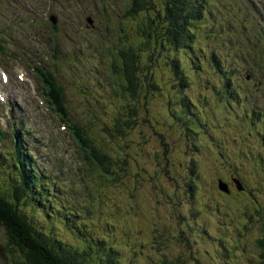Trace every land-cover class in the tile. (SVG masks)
Segmentation results:
<instances>
[{
  "label": "rangeland",
  "instance_id": "obj_1",
  "mask_svg": "<svg viewBox=\"0 0 264 264\" xmlns=\"http://www.w3.org/2000/svg\"><path fill=\"white\" fill-rule=\"evenodd\" d=\"M27 1L29 2V0ZM135 1H122L128 6L127 16L129 19L125 22L126 30L133 33L135 32V26L136 31H140L141 25H148L149 21L157 16L156 12L163 8L162 0H143L141 4L140 2L137 4ZM39 2L41 0H37L36 3L39 4ZM18 4L22 5V8ZM107 4V11L110 13L112 20L116 5L113 6L109 1ZM223 4L231 6L230 4H234V1L228 3L226 0H207L205 7L195 3L191 5V8L200 7L207 20L196 25V34L198 37L201 35L200 40L197 38L194 40V42L198 40L200 45L197 52L205 59L202 67L198 69L190 65L187 60L189 56L198 55L195 53L196 49L191 48L190 51H182V53L185 52L183 57L186 61L184 66L188 77L187 88H180L182 77L175 78L169 67L165 63L163 64V58H159L161 62L157 60L158 62L153 66L149 64L150 61H147V65L149 64V78L148 76L144 77V72H137L133 75L138 83H146L147 89L153 82L160 89L153 95L151 94L153 98L149 95L150 93H142L140 98L126 103L128 106L136 103L134 107L136 109L135 115L131 109L128 111L132 116L124 115L126 110L121 109L120 106L124 104L120 101L117 104L114 103L116 101H109V95H105L109 103L103 109H98L96 106L92 108L79 106L80 109L78 110L75 109V106L65 104L68 106L71 117L81 121L82 128L86 130L81 129L80 132L78 131L80 135L78 141L81 143L77 144V147H79L82 155L92 156L91 148H93L105 164L101 166L93 156L92 169H87L88 172L82 177L77 173L73 181L70 182V187L75 189L76 195L72 194L70 198H67V203L70 204L76 200L83 206L81 211L88 224L86 232L91 233L92 238L105 239L106 246L104 248L107 249L108 246L118 248L120 252L118 258L123 264H257L255 258L258 253L254 242L257 239H263L264 235L262 233V228H264V197L248 196L246 199L244 195H235L236 193L233 191L235 194L225 198L222 197L221 193L220 195L217 194L219 193L217 183L219 179L231 182L232 179L242 178L248 182L252 189L258 188L264 192V123L258 120L257 116L254 118V122H247L245 110L238 113L240 107H238L239 109L236 108L238 105L237 98L242 101L244 109L247 107V100L244 99L250 97L247 90L250 88L252 80H246L245 78L247 72H245L244 62L247 57L250 59L255 56L259 59L260 54L256 52L255 45L241 46L244 58H240L238 63L234 65L236 71L232 73L231 83L228 87H226L227 84L225 83L227 81L224 79L226 75L224 63L226 62L227 65L232 64L234 60L238 59V57H235L232 60L234 53L240 54L236 51L240 45L235 46L231 49L232 54L229 58L225 45L229 43V39L232 41L234 39L236 42L242 41V34L237 32L241 31L244 26L247 30L253 28L252 31H254V28L264 26V14L254 12L255 19H252L250 15L248 16V13L244 12L243 8H239L240 12L237 14L234 11L235 16H232L229 15L230 10L223 8ZM13 6L24 16L17 23L18 29L15 38H22V41L28 45V39L39 38L36 35V30L45 31L43 27L44 11L39 9V17L36 18L31 5L23 9L25 7L23 0H16ZM105 7L106 3L104 2L102 11H105ZM12 9H6L5 11L12 14ZM245 10L250 12L251 9L246 7ZM137 16L138 21H136ZM32 21L39 23L40 26L32 24ZM105 21L109 23V17ZM226 22L227 27L238 30L232 33L230 29H226L227 38L224 36L213 37L214 32L208 27L213 25L218 28V25L222 26L221 24ZM161 28L160 25L156 31L159 36L161 35ZM79 29L81 30L80 27ZM65 33L69 32L60 28L56 32V39L59 41ZM101 34L104 36L99 41L100 44L104 46L105 43L106 46H109L110 36L104 31ZM135 40L136 44H140L143 38L142 36L140 38L135 37ZM37 45L42 51L44 50L42 44L38 43ZM201 47L206 51L200 50ZM58 49L56 43L52 45V48L46 46L45 55H52ZM150 50L151 48L147 50L149 55ZM172 51L171 49L164 52V54L170 55L175 60L176 55ZM213 56L219 61L222 68L221 73L218 72L217 65L210 62V59L213 60ZM146 60H148L147 56ZM142 63H145L144 60ZM259 63H261L260 60ZM111 64L116 70L114 81L121 90V86L126 83V79L123 78L124 73L121 71V61L115 57ZM48 65L54 69L50 63ZM133 65L139 68V65L143 66L144 64L134 62ZM55 66L59 67L57 64ZM247 70L249 71V67ZM18 72L22 73L21 67ZM254 74L256 75V73ZM14 75H10V77H14ZM19 75L17 74L16 77ZM43 77L46 78L45 73H43ZM51 77L57 82L53 83ZM47 79L50 82L49 86H55L58 82L69 85L72 84L71 80H73L69 77V74L60 73L51 74V76H47ZM223 87L226 88L227 93L223 92ZM56 89H53V91H56ZM68 93L71 101H73L72 98L76 92L72 90ZM221 93L225 95L220 97ZM234 93L237 96L234 97ZM229 94H232L231 96L235 99ZM27 95V91H20V95L15 97L23 108L26 107L24 102L28 99ZM191 96L194 99L192 106L185 105L186 99L191 98ZM8 97L14 98L13 95ZM222 99L225 104L222 103ZM260 99L262 101L261 95ZM89 100L91 101L92 97H89ZM167 101H169L170 106L168 109L166 108L169 107L166 104ZM82 102L86 103L85 100H82ZM27 106L29 107V105ZM251 106L260 112L254 104ZM262 106H259L260 110ZM231 107L234 108L231 110ZM29 108L32 117L39 121L40 126H36V129L40 128L42 134L48 132L49 117L41 112L40 106ZM195 109H197L196 112ZM189 111L194 115H190ZM4 112L0 111L1 114ZM171 114H174L175 119ZM55 115H59L58 111ZM167 118L170 122H173L169 131H166L162 126V124L164 125L163 120ZM250 118H252L251 114ZM128 123L133 125L132 131L125 128ZM256 123L258 128H256ZM30 125L34 131L35 125L31 123ZM187 125L190 126L191 131L186 136L185 127ZM250 125H252L251 129ZM69 126H73V124L67 121L66 130L60 128L59 132L71 139ZM119 126L120 131H122L121 136L124 132L127 137H121L120 141H115L110 135L112 133L113 136H117L115 130ZM54 128L53 125L52 129ZM23 136L21 134L14 138L21 140ZM26 138H28V135H26ZM23 143L24 141L21 140V144ZM85 144H87V147ZM126 144L130 145L131 154L137 153L139 155L137 162H133L126 155L127 151L124 149ZM72 145L74 146L73 142ZM63 147L66 149L65 157L67 160L76 164L81 163L77 150ZM3 152L6 153V151ZM1 154L2 151H0ZM104 155H106V158ZM230 156L232 158H229ZM256 156L259 157L258 161L262 159L260 161L262 164L254 159ZM110 159H118L119 162L126 160L132 171L128 169V166L126 168V163L124 165L123 162L120 166L122 169L116 168V174H105L104 167H108ZM232 162H235L238 170L233 169ZM142 169L147 170L151 177L144 175ZM255 182L256 184H254ZM8 183L9 180L0 167V188H6ZM102 194H107L111 198L110 201L118 202L121 209L117 208L115 211L114 207L117 205L111 204L108 207L110 213L102 212L101 216L100 211L103 208V201L100 195ZM216 195L225 199V207L229 206L231 208H223L222 210L225 212H219L217 206L219 199ZM9 196L13 198L12 195ZM197 199L202 203L201 214L199 218L192 221V225H197L198 228L206 231L202 220H205L208 214L213 213L212 224L207 223L205 228L212 233L216 242L214 239L206 241V235H201L199 231L188 232L191 220L189 213L192 210L194 211V209H190V206L196 204ZM191 201L194 203L191 204ZM219 201L221 202V200ZM24 209L32 214L30 207L25 206ZM215 211L216 214H214ZM34 214L42 225L47 224L42 214L36 211ZM102 220L104 221L103 225ZM107 223L110 224L109 228ZM57 227L62 230L59 234L70 244L83 245L74 232L63 227V225H57ZM217 238L223 239L225 246L230 251L232 249L229 244H233L234 253L227 257L225 256L226 250L223 249L221 252L225 254L219 253L222 258L212 260L211 263L208 256H214V249H217L214 243H217V241L223 242V240ZM87 240L89 239L87 238ZM135 240L144 242L145 247L139 249V246L134 243ZM0 244L5 248L11 244L6 230L1 225ZM96 250L99 251V247L90 252L87 257L89 261L97 259L99 252ZM9 257L15 259L11 255ZM23 261L25 262V260Z\"/></svg>",
  "mask_w": 264,
  "mask_h": 264
},
{
  "label": "trees",
  "instance_id": "obj_2",
  "mask_svg": "<svg viewBox=\"0 0 264 264\" xmlns=\"http://www.w3.org/2000/svg\"><path fill=\"white\" fill-rule=\"evenodd\" d=\"M143 0H136L135 2L138 4ZM163 1V8L159 12H156L157 16L152 18L151 21H149L148 25L144 26L141 25V30L137 31L136 34L139 36V38L142 36L143 40L140 44H137L135 47L131 46L129 51L126 52L125 50H117V53H119L118 57L121 61V66L123 71V78L126 79V83L121 86V90H119V86H117L116 93L118 94L119 101H121L122 104L120 105L121 109L126 110L125 113L127 115H131L129 113L130 109L132 110L133 114L135 115L136 109L134 107L136 106V103L134 105L132 104H126L129 103L131 100H136L141 97L142 93H156V91L159 89V86L155 84L154 82L150 84L149 89H147V85L138 83L137 80L134 79V76L137 72H144V77L148 76L150 77V74L148 75L149 70V64L153 66L159 58H163V64L165 63L166 66L169 67L171 74L175 76L176 78L179 76H182V82L180 83V88H187V81L185 80V77L183 79V76L186 74L185 70L181 72L179 71V59H184V53L181 57H179V51L185 50L190 51L191 48L196 49L195 53L199 54L198 48L194 43L195 33L194 29L192 28V25L194 21L202 20V14L201 9L198 8V11L194 8H191V5L196 0H162ZM199 1V0H198ZM149 3V2H148ZM151 4V3H149ZM154 5V4H151ZM142 7V5H140ZM197 12L200 16H197ZM136 21H138V16L136 17ZM138 24V23H137ZM162 26V37H164V41H160V38L157 37L156 31L158 30L159 26ZM147 28V29H146ZM193 37V38H192ZM128 44H133L132 39L128 40ZM139 43V42H138ZM152 45L158 46L160 49H163V54L158 53ZM173 47L172 52H174L177 56L176 59L172 58L170 55L164 54V52H168ZM128 48V46H127ZM151 48L150 55L147 54V50ZM146 56L148 57V60H146ZM144 60L145 63H142ZM189 60L192 62L193 65L199 64V62H194L189 56ZM147 61L150 63L147 65ZM161 62V60H159ZM137 62V64H144L143 66L139 65V68L134 67L133 63ZM122 75V74H121ZM122 77V76H121ZM224 79L227 81V86L229 83H231V72H226V75L224 76ZM260 79V78H259ZM262 83H264V79L262 80ZM160 90V89H159ZM120 91H122L120 93ZM146 95V94H145ZM150 95V94H149ZM129 99V100H128ZM125 106V107H124ZM129 110V111H128ZM125 114V115H126ZM250 125V129H251ZM128 131H132L131 126L128 124ZM191 131V130H189ZM122 132V131H121ZM130 133V132H129ZM122 134V133H121ZM120 134V135H121ZM126 135L123 132V136ZM113 139L116 141H120L121 137L112 136ZM1 138V135H0ZM125 138V137H123ZM127 151V156L130 157V159L133 162H137V158L139 155L137 153L131 154L130 145H125L124 148ZM10 150V151H9ZM132 151V150H131ZM6 156H10L8 159H4V163H8L6 168H10L8 170V177L10 179V183L13 180L12 184L7 186L6 188L0 189V225L6 230L7 235L10 239L11 244H9L10 247V254L19 256V260H16L18 264H100L99 261L97 263V259H94L93 261L88 260V256L91 252L90 244L86 241V238L83 237L82 232H79L77 230V227H75V232L78 235L79 239L82 241L83 249L81 250L79 247L73 248L72 246L65 243L63 239H58L56 236V231L58 230L57 226H48L49 229L45 230L42 228V224L39 220L34 218L33 216L27 215L24 210L21 208L18 202L24 201V194L28 193V197H30L35 203H37L40 207L46 208V204L44 201V194L45 190H41L40 187L35 186L36 181L38 179L42 178V175H40L38 167L28 165L29 168L26 171L25 168H23L20 164L22 161L23 164L26 162V156L25 158L21 157V161L17 158L19 157V154H15L12 152L11 147H6ZM106 157V155H104ZM229 158H232L230 156ZM256 161H258L259 157L256 156L254 158ZM20 161V162H18ZM262 161V159H260ZM258 161L260 164L262 162ZM18 162V165L16 163ZM124 165L126 163V168L128 166V169L132 171V168L130 167V164L126 162V160H123L122 162L118 159H113L108 164V167L110 169L104 167L108 170V173H111V175L116 174L115 169L120 168L122 169L121 163ZM233 169L238 170L235 162H232ZM101 166H104V161L101 160L100 163ZM240 170V168H239ZM148 171L142 169V173L144 175H148V177H151L147 173ZM117 178V177H116ZM238 183H237V182ZM219 182H224L228 186V190L230 193L232 192L231 185L236 188L238 192L241 193V195H244L246 199L248 196H252L257 198L258 197H264V192L260 191L258 188L252 189L248 182L240 179H233L232 182H226L224 180L219 179ZM256 184V182L254 183ZM253 184V185H254ZM9 187V188H8ZM241 187V188H240ZM27 188V189H25ZM26 190H28L26 192ZM234 191V190H233ZM236 192V191H234ZM6 193L8 195H6ZM222 194V197L229 198L231 195L227 194L224 195V193L219 192L217 194ZM9 195H12L13 198H11ZM217 196V195H216ZM227 196V197H226ZM218 200L217 206L219 207V211H221L223 208H227L229 206L224 205L223 198H220L217 196ZM15 199V200H11ZM223 201V202H222ZM25 205V201H24ZM46 211L47 213H52L51 209L52 207L48 205ZM231 208V207H229ZM262 210V209H261ZM225 211L222 210V213ZM47 213H42V215H45ZM260 213V210H259ZM71 227V224L69 225ZM52 228V230L50 229ZM47 231V233H46ZM262 233H264V228H262ZM256 251H257V257L255 258V262L257 264H264V235L263 239H257L254 242ZM80 250V251H79ZM75 251L79 256L82 257V259H85L86 261H79L71 259L67 254L71 255L72 252ZM109 254V252H107ZM224 254V253H223ZM66 255V257H64ZM86 255V257H85ZM110 257V256H109ZM114 259V257H112ZM225 258V257H224ZM111 259V258H110ZM113 259L109 260L113 261ZM25 260V262L23 261ZM102 262H108V260L100 259ZM92 262V263H91ZM118 264V263H114Z\"/></svg>",
  "mask_w": 264,
  "mask_h": 264
},
{
  "label": "bare ground",
  "instance_id": "obj_3",
  "mask_svg": "<svg viewBox=\"0 0 264 264\" xmlns=\"http://www.w3.org/2000/svg\"><path fill=\"white\" fill-rule=\"evenodd\" d=\"M29 2H30V4H31V6H32V10H33V12H34V14L36 15V18H38L39 17V6H38V4L36 3V2H34V1H32V0H29ZM197 16H200L199 15V13H197ZM12 19L13 20H15V16H12ZM87 20H89V18H87ZM44 26H45V24H44ZM41 29H38V30H36V34L40 37L41 36ZM87 50L86 49H84V53L86 52ZM89 51H87V53H88ZM14 65L15 66H19V63H15L14 62ZM18 74V72L16 71L15 72V75H14V79L16 80V75ZM226 88L225 87H223V92H225V93H227L226 92V90H225ZM67 91H70V89L69 88H67ZM222 95H223V93H221V95H220V97H222ZM16 101L18 102V105L20 104L19 103V100H17L16 99ZM224 102V100L222 99V103ZM224 104H225V102H224ZM17 108V107H16ZM19 111H20V113H21V115H22V118L24 119V118H26V115H28V116H31V113H30V108L26 105V107H24L23 109H19ZM17 127V129L19 130L20 129V127L17 125L16 126ZM30 128H32V126L30 125ZM24 129H26L25 128V126H24ZM21 132V131H20ZM35 133H38L37 132V130L34 128V134ZM39 134V133H38ZM21 135V134H20ZM43 138H40V140H42ZM22 141H24V143L22 144V145H24L25 147H26V150L28 151V152H31V150H32V147H33V145H32V142L31 141H28V139L24 136L22 139H21ZM33 144H35V141H33ZM37 148H39V146H37ZM43 149L44 150H46L51 156H52V151H50V149H49V143H45V145L43 146ZM36 150H34V152H35ZM21 153H26V152H24V150H22V152ZM20 161H21V155H19V157H17ZM49 158V157H48ZM48 158L46 159V160H48ZM27 159V158H26ZM25 159V160H26ZM20 161H18V162H20ZM21 164V166L23 167V168H25V165L22 163V161L20 162ZM38 164L39 165H41V163L40 162H38ZM0 165L2 166V167H4V165L3 164H1L0 163ZM57 169H55L54 170V174H53V176L55 177V180H57ZM56 190L55 189H53L52 190V192H51V194L52 195H56ZM72 194H74V192L72 191L71 192V195ZM6 195H8L7 193H6ZM75 195V194H74ZM24 196H25V198L27 199V200H30V199H28V197L26 196V194H24ZM30 202V201H29ZM99 263H100V261H99Z\"/></svg>",
  "mask_w": 264,
  "mask_h": 264
},
{
  "label": "water",
  "instance_id": "obj_4",
  "mask_svg": "<svg viewBox=\"0 0 264 264\" xmlns=\"http://www.w3.org/2000/svg\"><path fill=\"white\" fill-rule=\"evenodd\" d=\"M220 188H221V190H223V191H225V192H228L226 186L221 185Z\"/></svg>",
  "mask_w": 264,
  "mask_h": 264
}]
</instances>
